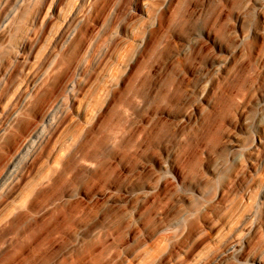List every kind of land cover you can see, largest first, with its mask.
<instances>
[{
  "label": "rangeland",
  "instance_id": "374dc122",
  "mask_svg": "<svg viewBox=\"0 0 264 264\" xmlns=\"http://www.w3.org/2000/svg\"><path fill=\"white\" fill-rule=\"evenodd\" d=\"M0 264H264V0H0Z\"/></svg>",
  "mask_w": 264,
  "mask_h": 264
},
{
  "label": "bare ground",
  "instance_id": "6f19581e",
  "mask_svg": "<svg viewBox=\"0 0 264 264\" xmlns=\"http://www.w3.org/2000/svg\"><path fill=\"white\" fill-rule=\"evenodd\" d=\"M55 105H56V104H53L51 107H49V109H48V111H47V113H46V115H45L46 118H49V117L51 116V112H52V110L54 109V106H55ZM38 129H39V125H36V126L30 131V133L27 135V137H25V138L23 139V141L21 142V144H20L18 150L13 154V156H12V157L10 158V160L7 162L5 172L8 171V170L11 168V166H12L14 160L20 155V153L23 152V151H24V150H25V149L31 144V142H32L33 140H35L34 138H35L36 135L38 134V133H37V132H38ZM39 131H40V130H39Z\"/></svg>",
  "mask_w": 264,
  "mask_h": 264
}]
</instances>
